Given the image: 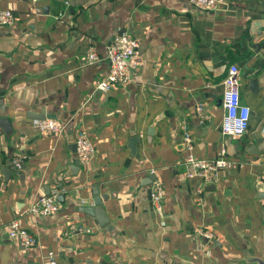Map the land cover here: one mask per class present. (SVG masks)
<instances>
[{
    "label": "crops",
    "instance_id": "1",
    "mask_svg": "<svg viewBox=\"0 0 264 264\" xmlns=\"http://www.w3.org/2000/svg\"><path fill=\"white\" fill-rule=\"evenodd\" d=\"M7 9L17 19L0 24V118L13 125L11 136L0 126V264H44L50 250L57 264L264 259V0H226L215 10L188 0H0ZM124 29L141 39L137 75L99 91L110 67L107 45ZM90 50L100 59L90 62ZM233 63L251 108L240 138L222 133ZM32 113L54 115L66 128L43 134ZM79 130L96 145L87 166L78 159ZM134 136L141 137L135 152ZM223 151L234 163L218 182L186 176L187 155L212 159ZM155 180L165 189L159 205ZM97 185L109 196L111 230L82 210ZM49 188L63 195L59 212H30ZM14 219L35 246L10 237Z\"/></svg>",
    "mask_w": 264,
    "mask_h": 264
},
{
    "label": "built area",
    "instance_id": "2",
    "mask_svg": "<svg viewBox=\"0 0 264 264\" xmlns=\"http://www.w3.org/2000/svg\"><path fill=\"white\" fill-rule=\"evenodd\" d=\"M188 2L199 9L210 10L219 9L226 4V0H188ZM16 19V14L12 10H0V24H13ZM140 47L141 39L129 29L117 33L106 49V59L110 65L109 72L97 81L96 89L108 92L116 86L129 84L137 75ZM88 58L90 62H93L99 60L100 55L95 50H90ZM239 71V66L236 63L231 64L224 79L223 108L225 114L222 133L234 138H240L247 133L251 119V108L242 100ZM35 122L43 134L59 133L66 128V123L57 118L36 119ZM185 139L188 148H192L193 143L190 135L186 134ZM75 142L79 162L81 165L87 166L96 154V145L85 130L77 132ZM233 163L225 156L224 151L212 159L199 158L194 154H189L183 160L186 176L188 178L198 177L203 184L218 182L220 171ZM15 164L20 167L22 162L18 160ZM151 194L153 202L159 205L165 197L162 182L158 180L153 182ZM28 210L35 215L44 216L59 212L58 192L55 191L37 198L30 203ZM80 231H90V229L71 225V232ZM8 233L11 238L19 240L25 246L31 247L37 244L36 238L30 234L20 219H14L9 223ZM199 233L208 239L214 237L206 230H200ZM44 264H57V254L50 250Z\"/></svg>",
    "mask_w": 264,
    "mask_h": 264
},
{
    "label": "water",
    "instance_id": "3",
    "mask_svg": "<svg viewBox=\"0 0 264 264\" xmlns=\"http://www.w3.org/2000/svg\"><path fill=\"white\" fill-rule=\"evenodd\" d=\"M252 84L256 83V80H253L251 82ZM253 88V86L251 87ZM255 90V87L253 88ZM30 117L35 118V119H46V118H54L56 116L54 115H46V114H38V113H32L29 114ZM0 126L4 129L5 133L7 136H11L13 133V125L8 117L0 118ZM141 141L140 136H134L131 140V147L133 148V151L135 152L137 149V143ZM6 174L7 172L10 171V168H5L4 169ZM155 176H150V182L155 179ZM100 186L97 185L93 189V197H94V202L91 206H87L82 208V210L86 213L91 214L92 216H95L98 220L99 226L103 229L111 230L112 229V224H111V218L105 208V202L108 200V195L106 194H101L100 192ZM48 193H50V188L48 190ZM60 201H64L63 195L59 196L58 198ZM247 263L249 264H264V259L261 257H251L247 259Z\"/></svg>",
    "mask_w": 264,
    "mask_h": 264
}]
</instances>
